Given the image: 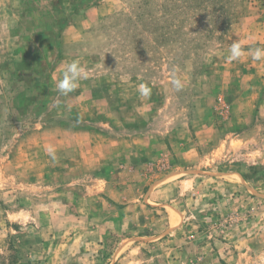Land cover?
<instances>
[{"label": "rangeland", "instance_id": "374dc122", "mask_svg": "<svg viewBox=\"0 0 264 264\" xmlns=\"http://www.w3.org/2000/svg\"><path fill=\"white\" fill-rule=\"evenodd\" d=\"M257 47L264 0H0V264H264Z\"/></svg>", "mask_w": 264, "mask_h": 264}, {"label": "clouds", "instance_id": "9594fccd", "mask_svg": "<svg viewBox=\"0 0 264 264\" xmlns=\"http://www.w3.org/2000/svg\"><path fill=\"white\" fill-rule=\"evenodd\" d=\"M242 41H234L230 46V56L229 59L231 60H239L241 57L244 56V50L242 47ZM251 56L253 60L260 61L264 60V47H257L251 50ZM86 77L85 69L80 64L79 60H73L70 62L62 73V79L56 85L59 93L63 96H68L69 94L73 93L80 81ZM173 85L177 91L183 88V83L179 78H175L173 80ZM141 96H148L150 95L151 89L144 84H141L138 89ZM47 151L50 153L54 152L53 149L49 148ZM53 155V159H54Z\"/></svg>", "mask_w": 264, "mask_h": 264}]
</instances>
